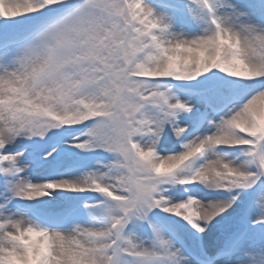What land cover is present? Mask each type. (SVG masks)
<instances>
[{"label": "snow or ice", "instance_id": "1", "mask_svg": "<svg viewBox=\"0 0 264 264\" xmlns=\"http://www.w3.org/2000/svg\"><path fill=\"white\" fill-rule=\"evenodd\" d=\"M0 264H264V0H0Z\"/></svg>", "mask_w": 264, "mask_h": 264}]
</instances>
